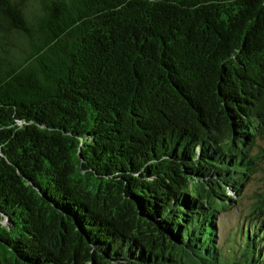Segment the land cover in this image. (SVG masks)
<instances>
[{
  "label": "trees",
  "instance_id": "1",
  "mask_svg": "<svg viewBox=\"0 0 264 264\" xmlns=\"http://www.w3.org/2000/svg\"><path fill=\"white\" fill-rule=\"evenodd\" d=\"M260 142L264 0H0V264H264Z\"/></svg>",
  "mask_w": 264,
  "mask_h": 264
},
{
  "label": "rangeland",
  "instance_id": "2",
  "mask_svg": "<svg viewBox=\"0 0 264 264\" xmlns=\"http://www.w3.org/2000/svg\"><path fill=\"white\" fill-rule=\"evenodd\" d=\"M264 144V142H260ZM261 167L252 174L251 178L245 183L243 196L232 206L219 204L218 210V235L219 244L224 252L234 251L239 247V226L248 221V214L252 210L255 199V191L264 190V160L261 161ZM239 196H235L236 198Z\"/></svg>",
  "mask_w": 264,
  "mask_h": 264
}]
</instances>
